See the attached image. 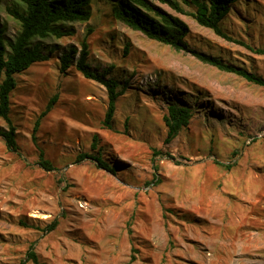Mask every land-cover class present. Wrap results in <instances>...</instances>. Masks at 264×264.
<instances>
[{
    "label": "rangeland",
    "instance_id": "1",
    "mask_svg": "<svg viewBox=\"0 0 264 264\" xmlns=\"http://www.w3.org/2000/svg\"><path fill=\"white\" fill-rule=\"evenodd\" d=\"M154 3L188 25L190 46L264 78V0H238L221 20L243 44ZM9 7L22 5L0 0L6 43L20 26ZM90 9L87 21L60 24L71 34L34 38L48 58L14 74L8 114L18 149L0 136V264H18L30 247L42 264H264V87L127 27L108 0ZM87 28L89 65L111 67L106 75L123 88L110 128L106 89L76 70L78 52L60 71L59 57L79 50ZM169 102L192 113L165 142ZM39 150L53 169L38 164ZM83 152L114 171L76 161Z\"/></svg>",
    "mask_w": 264,
    "mask_h": 264
},
{
    "label": "trees",
    "instance_id": "2",
    "mask_svg": "<svg viewBox=\"0 0 264 264\" xmlns=\"http://www.w3.org/2000/svg\"><path fill=\"white\" fill-rule=\"evenodd\" d=\"M22 9L9 7L8 12L19 21V29L15 36L7 43L3 37V29L0 27V117L6 122L7 128L0 129V136L3 137L7 148L17 151L18 146L15 140V127L9 117V95L16 85L14 74L26 69L35 61L46 60L48 54L41 51L40 46L31 44L34 38H46L54 36L59 38L63 35L71 34L68 30H63L60 26L64 22H85L91 16L90 4L92 0H17ZM109 12L111 16L125 24L127 27L140 31L146 37L168 45L176 51L189 53L203 63H207L219 70L232 72L245 80L264 87V78L253 72L235 67L225 62L220 57L198 51L190 46L185 37L188 34V25L179 17L174 16L160 7L154 1L167 5L174 11L186 13L201 26L212 29V31L229 41L243 44L241 40L235 39L226 34L221 26V20L229 13L231 6L238 0H108ZM182 3L192 5L193 11L186 12ZM92 30L87 28L80 48L77 51L75 46H70L68 50L59 57L60 71H65L72 62L73 56L78 52L75 60V68L85 78L92 79L102 84L107 93V105L104 112L102 125L105 128L111 127V120L116 109V100L123 93V88L118 89V82L113 77L106 74L108 69L97 70L91 68L87 61L88 43L87 36ZM125 47L124 52H126ZM257 52H263L257 49ZM57 94L50 97L45 109L35 120L33 130L35 131L39 119L45 115L55 102ZM191 108L176 102H169L166 112L162 115L163 123L166 127L165 142L170 141L183 127H186L191 118ZM96 136L92 137L91 146L94 148ZM158 154V150L152 152V156ZM92 158L98 167L113 172V167L109 166L100 156L90 155L87 152L76 155L75 160ZM38 164L46 169H53L52 163L44 157L42 150L38 153ZM227 168L231 165L226 164ZM156 168V167H155ZM156 182H159L157 179ZM56 225V220L46 226L51 230ZM31 259L34 264H42L31 247L26 253V259L20 260L18 264H25Z\"/></svg>",
    "mask_w": 264,
    "mask_h": 264
}]
</instances>
